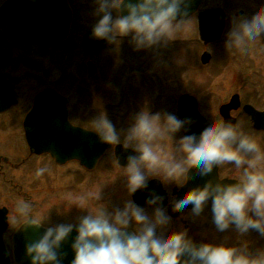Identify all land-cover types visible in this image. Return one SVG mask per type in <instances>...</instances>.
I'll return each instance as SVG.
<instances>
[{
  "label": "flooded vegetation",
  "instance_id": "af4514ba",
  "mask_svg": "<svg viewBox=\"0 0 264 264\" xmlns=\"http://www.w3.org/2000/svg\"><path fill=\"white\" fill-rule=\"evenodd\" d=\"M27 2V0L14 2L0 0V98L2 100L0 102V177L4 182L9 183L15 195L26 200L28 198L25 189L27 187L26 181L24 182L22 177L21 179L17 176L14 178L10 173L24 167L23 172L19 175L22 176L30 168H44L45 171L43 175L39 176L40 180H38L40 183L43 181L39 191L61 194V196L52 198L53 207L58 206L56 204L61 200L59 204H62L64 209L73 215L65 218L64 213H62L61 216L56 217V222L46 224L45 220L38 219L33 212H30L27 219L20 220L14 227L8 226L4 233V239L8 247L13 245L12 237L17 227L29 218H33L37 222H44L43 225L48 227L58 223L78 224L79 218L87 215L88 212L93 215L104 211L112 214L117 208H123L129 199L125 167L128 157L139 155V153L132 147L124 148L123 143L107 144L102 142L97 133L99 131L96 125L98 119L111 121L121 141H123L127 130L140 112L144 111L145 114L155 115L166 107L168 113L178 115L179 100L181 97L187 96L196 101L201 115L208 120L201 128L195 126L193 133H190V135L199 134L212 119H224L220 107L229 103L233 96L238 95L241 106L232 110L230 116L236 119V124L241 126V130L256 140L261 151L260 167L264 169V117H252L243 109V106L247 104V106L254 107L258 112H264V64H258V67H256L253 60L248 58L251 50L248 46L255 40L247 45L246 79L243 77L236 85L235 90L229 92L226 99L218 104L217 113L209 115L205 112L202 99L195 92L187 91L183 85H181L183 91L180 93L177 92V89H174V81L177 82L179 77L181 82L185 79L184 77L187 74L185 68L181 69L180 72L175 70L170 73L165 68L163 75L156 76L155 74V64L157 62L160 65L169 66L170 55L178 53L175 52L174 43L181 42V38L174 39L172 37L166 46L156 49L137 51L133 48L129 59V65L132 67L133 73L130 72L131 75L128 77H118L116 75V81L111 83L112 87L105 89L103 84L107 82V74L105 68L97 60V56L107 50L112 43L106 41L105 45L88 51L83 46L85 35L92 31L90 4H95L94 0L42 1L41 6L35 11L38 16L37 20H40V23L69 25L66 36L58 42L34 40L28 38L19 30L9 27L11 24H25L29 20L27 16L34 15L27 10ZM261 3L262 0H202L197 11L188 18L183 19L187 22L193 21L194 29H196L193 39L198 49L195 59L197 69L208 68L211 71V76H218L223 69L228 68V65L233 63V59L241 57L238 50L229 54L225 49V40L231 28V21L234 17H242L255 11L261 6ZM218 8L223 9L225 12V28L221 38L206 44L199 33V14L206 10ZM116 15L117 13L113 11L114 18ZM98 18L96 17V20ZM256 41H260L261 45H264V36ZM29 47H34L49 56L51 55L52 58H56V61L45 69L37 66V64H32L33 66L36 65L34 68L38 70L36 74L42 72L39 78L30 75L31 71L27 68L31 64L27 58ZM124 48L125 46L121 43L120 48H118L121 55L117 54L118 57L125 53ZM205 51L211 54L208 63H203L201 60ZM252 51H259L264 54V49L259 50L257 48ZM79 59L81 61L78 63L79 66L76 67L75 64ZM184 64L183 62L182 65ZM246 88L247 95L245 93ZM46 89H53L60 96H63L64 100L62 99V101L66 102L68 110L67 117H45L44 114H38L36 117H26L34 104L36 96ZM112 89L115 92L114 105L117 108L119 107L121 111L116 115H112L113 110L105 109L108 106V101L104 99H108L107 96ZM92 98L100 101V108L97 106V109L93 110L95 108L91 103L92 101L95 103V101ZM21 108L22 110H20ZM93 111H96V113ZM31 130L39 135V147L36 152L31 149L27 141V133ZM73 130H77L79 135L75 137L73 145L78 148L72 156L70 150H58V147L62 143L61 134L66 135ZM104 131L110 132L106 127ZM5 134L9 135L5 136ZM51 134H55L53 137L54 142H51L55 144V153L42 150L44 143H48L50 140ZM86 134L88 141H85ZM184 135H188L187 127L182 128L174 139L163 135L152 142L153 151L159 157L156 176L149 177L147 190H138L131 196V199L151 213L152 208L145 204V200L149 192L154 191L159 194L163 197V200L158 206L166 207L172 217L171 230H187L189 236L197 245L201 242L226 243L229 246L247 245V234L241 237L233 227L223 233L216 231L211 219L210 202L209 206L198 217L192 215V205L183 210L175 208L174 200L179 199L183 193L193 188L203 187L209 181L214 184L217 182L236 183V180H239L242 176V169L238 170L226 162L220 166H214L213 171L207 176H200L197 172L199 168V164H197L189 170L188 174L185 172L181 176V182L186 180L183 185L168 182L163 170L173 160H180L176 142ZM5 145L10 147L16 145V147L4 151L1 146L4 147ZM184 167L187 169L186 163ZM97 175L104 179L110 176L118 181L121 193L116 194L123 198L120 203L115 201L119 200L117 195L111 193L106 196L104 191L99 192L96 184L91 179V176ZM51 176L54 184L48 186L49 189L46 190L43 187ZM96 189L98 194L95 195L92 190ZM9 193L10 189H8ZM64 199L68 207L64 205ZM111 199L116 202V205L110 202ZM83 200L85 203H83V209H81L76 203L83 202ZM0 207L8 209V218L11 225L12 212L10 206L2 205ZM72 208L75 209L71 210ZM11 228L12 231L9 233ZM127 230L133 231V228L130 227ZM249 236L252 244H259V247L264 248V236L255 230H250Z\"/></svg>",
  "mask_w": 264,
  "mask_h": 264
},
{
  "label": "clouds",
  "instance_id": "9594fccd",
  "mask_svg": "<svg viewBox=\"0 0 264 264\" xmlns=\"http://www.w3.org/2000/svg\"><path fill=\"white\" fill-rule=\"evenodd\" d=\"M98 20L92 26L94 39L117 42L130 37L129 43L137 50L166 46L174 34L182 32L191 0H94ZM113 11L117 13L113 17ZM264 36V0L255 11L234 17L225 40V49L231 54L249 42ZM190 117L181 119L174 113L152 115L140 112L121 141L111 121H96L99 137L107 144L123 143L139 155L128 157L126 169L129 199L114 213L106 211L83 215L78 224L58 223L46 228L35 241L25 244L30 264H63L61 245L75 229L77 235L71 244L74 259L71 264H264V249L253 253L246 244L229 246L226 243L201 242L197 245L187 230L172 231V217L166 207L158 206L163 200L156 192H149L145 204L149 213L135 203L131 196L138 190L148 189L150 176H156L159 157L152 142L167 135L174 139ZM110 132L104 131V128ZM177 143L180 160L169 163L163 170L168 182L183 185L181 176L199 164L197 172L207 176L214 166L222 163L242 169L236 183L207 182L183 193L174 200L175 208L183 210L192 205V215L200 216L209 206L212 223L219 233L230 227L243 237L250 230L264 236V169L260 167L261 151L256 140L241 130L239 124L222 118L212 119L199 134L181 136ZM187 164L185 169L184 164ZM39 168L36 175H43ZM76 205L83 209V202ZM28 214L27 205L16 209ZM44 222L34 219L27 227H41ZM133 228L132 232L127 229Z\"/></svg>",
  "mask_w": 264,
  "mask_h": 264
},
{
  "label": "rangeland",
  "instance_id": "374dc122",
  "mask_svg": "<svg viewBox=\"0 0 264 264\" xmlns=\"http://www.w3.org/2000/svg\"><path fill=\"white\" fill-rule=\"evenodd\" d=\"M254 1V0H249ZM91 7V25L93 26L96 23V16L95 15V8L96 5L94 3L90 4ZM196 33V29H194V23L193 21H188L185 25V28L182 32H179L177 34L173 35L174 39L181 38V42H176L175 44V52L178 53H172L169 57V66H165L164 64L160 65L155 64V74L156 76L163 75L164 69H168L167 72H173L175 70H178L179 72L181 69H186V75L185 79L181 82V78L179 77V80L175 83V90L177 89V92L180 93L183 91L181 88V85H183L184 89L186 88L187 91L195 92L203 101V107L205 109V112L209 115H214V113H217V106L221 102H223L228 93L235 90L236 85L243 79V77L246 79L247 77V45L243 47L242 49L238 50L240 53V58L233 59V63L228 65V68L223 69L221 73L218 76H211V71L208 70V68L205 69H197V64L195 62V59L197 57V44L194 42L193 35ZM130 37H123L118 38L117 42L112 43V45L102 52L99 56H97V60L101 63V65L106 70V77L107 82L103 84L105 89H110L111 83L116 81V75L118 77L120 76H129L131 73H133L132 67L129 65V59L131 51L133 50V47L129 43ZM123 43L125 46L124 51L125 53L122 54V56L118 57L119 54L118 48H120V44ZM119 43V44H118ZM118 44V45H117ZM224 45V43H223ZM252 46V47H251ZM263 46V47H262ZM251 48L250 53L248 55V58L250 60H253L254 65L258 67L259 65L264 64V54H261L259 51L253 52L252 50L255 49H264V45H261L260 41H254L248 48ZM123 50V49H121ZM181 50V51H180ZM28 51V60L31 62L29 66L27 67L29 71H31L30 75H35L37 78L40 77L41 74H36L38 70L34 69L35 66L32 64H37V66L41 67L42 69H45L46 67H50L52 62L56 61V58H52L51 55H47L40 50H37L34 47H29ZM58 55V54H57ZM27 56V55H26ZM124 56V57H123ZM235 57V56H234ZM113 59V60H111ZM159 59V58H157ZM81 59L77 60L75 66H79V62ZM69 62V61H68ZM185 63L182 65V63ZM172 66V67H171ZM20 71V69H19ZM131 72V73H130ZM76 73V72H75ZM78 75V73H76ZM177 83V84H176ZM95 84V83H93ZM100 87V86H99ZM101 89V88H100ZM99 91V88H98ZM247 95V88L245 90ZM102 94V91H101ZM108 99H104L108 101V106L105 107L106 110H113L112 115H116L120 113L119 107L117 108L114 104L115 99V92L114 89H112L107 96ZM93 99V98H92ZM94 100V99H93ZM95 103L92 101V106L95 108L93 110L97 109V106L100 108L99 100H94ZM122 108V107H120ZM22 110V108L20 109ZM101 110V109H100ZM122 110V109H121ZM94 112V111H93ZM96 113V111L94 112ZM99 113V112H97ZM109 113V112H108ZM161 116H163L165 113H168L166 107L159 112ZM94 117H96L95 114H93ZM9 134H5L7 136ZM10 143V142H9ZM8 143V144H9ZM16 147V145H13V147L5 145L4 147L1 146L2 150H10L12 148ZM24 150V149H23ZM23 154V153H22ZM37 167L30 168L25 171V174L22 176H19L20 173L23 172L24 167H21L17 171H13L10 174L14 176V178L17 176V178L21 179L23 178V181L27 183V187H25L28 195L27 199L25 200L23 197H18L14 194L13 190L11 189V186L9 183L4 182L0 177V206L2 205H8L11 208L12 216H11V225L9 222V227H14L16 224L19 223L20 220L27 219L30 212H33L38 219L45 220L46 224H52L57 221V218L61 216L62 213H64V217H71L73 214H69L66 209L62 206V204H59L60 201H58V206L53 207L52 198L55 196H61V194L57 193H48L47 191L41 192V183L43 181H38L40 178L36 175ZM92 182L96 184V188L99 190V192L104 191L106 196L109 194H120V188L118 187V181H116L114 178L107 176L106 179H104L101 176H91ZM34 180H37L36 182ZM37 182L39 184V187L37 188ZM47 184L44 185L43 188L46 190L49 189L48 186H52L54 184L52 176L50 179L46 182ZM49 184V185H48ZM8 189H10V193L8 194ZM92 190L93 194H98V191ZM12 190V192H11ZM117 193V194H116ZM10 196V197H9ZM118 196V195H117ZM119 200H115L117 202L122 201V196H118ZM64 205L67 206V204L64 202ZM112 199L110 202L112 204L116 205V202ZM83 203L85 201L83 200ZM20 205H27L28 207V214L27 215H20L17 213L16 209ZM75 208H72L71 210H74ZM78 216V215H76ZM57 217V218H56ZM12 231V228L9 230V233ZM250 231L247 233V246L249 251L255 253L258 250H262L264 248L259 247L260 245H254L252 244L251 237L249 236Z\"/></svg>",
  "mask_w": 264,
  "mask_h": 264
},
{
  "label": "water",
  "instance_id": "95a60500",
  "mask_svg": "<svg viewBox=\"0 0 264 264\" xmlns=\"http://www.w3.org/2000/svg\"><path fill=\"white\" fill-rule=\"evenodd\" d=\"M14 1L17 0H11V2ZM27 1L28 2L26 8L29 12H32L34 15H28L27 17L29 18V20L25 24H11L10 27L12 29L20 30L32 39L49 42L59 41L66 35L69 27L68 24L46 25L40 23V20H37L38 16L35 14V11L41 6L42 1L44 0ZM200 1L201 0H191V3L188 5V15L186 17H188L197 10ZM224 26L225 14L222 9L206 10L204 12H201L199 15L200 35L201 38L205 41V43H209L211 41L219 39L223 33ZM84 46L86 49L90 50L95 47H99L100 44H98L97 39L92 38L90 32L86 35L84 39ZM210 57L211 55L208 52H205L202 56L203 62L207 63L210 60ZM239 104V97L234 96L230 103L221 107V113L224 115L226 121L231 120V122L235 124V119L230 118V112L232 109L238 108ZM247 109L253 117H264V113H259L255 110H250V108H247L246 105L245 110L247 111ZM38 114H44L45 117H67L66 103L62 102L60 100V97L55 92L48 90L42 95L38 96L35 101V106L32 111V117H36ZM178 114L182 119L187 117H190L192 119L193 123H191L190 125H186L189 133H192L194 131L195 126L201 128L205 125V119L201 116L196 101L191 97H181L178 105ZM78 135L79 132H77V130H73L72 132L66 135L61 134L62 143L59 145L58 150H70L73 156L74 151L78 148L76 145H73L75 137H77ZM38 136L39 135L32 130L28 131L27 133V139L32 149L37 148V146L39 145ZM54 136L55 134H51V138L48 143H44L43 150H48L51 151V153H55V144L51 143L54 142ZM87 139L88 138L86 134L85 141H88ZM28 222L21 227V229L17 232L14 237V256L17 264H30V258H26L25 254V244L27 242L37 240L46 230V228L43 226L29 228L26 225L28 224ZM6 227V210L0 209V264H12L11 258L2 238L3 232ZM76 235L77 233L74 229L73 232L70 234L69 238L61 245L60 253L63 255V264H71V261L74 259V252L72 251L71 244Z\"/></svg>",
  "mask_w": 264,
  "mask_h": 264
}]
</instances>
